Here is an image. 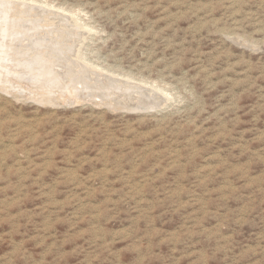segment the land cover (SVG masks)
Masks as SVG:
<instances>
[{
	"label": "rangeland",
	"instance_id": "obj_1",
	"mask_svg": "<svg viewBox=\"0 0 264 264\" xmlns=\"http://www.w3.org/2000/svg\"><path fill=\"white\" fill-rule=\"evenodd\" d=\"M9 1L74 14L121 82L48 52L59 18L12 46L38 61L0 82V264H264V0Z\"/></svg>",
	"mask_w": 264,
	"mask_h": 264
},
{
	"label": "bare ground",
	"instance_id": "obj_2",
	"mask_svg": "<svg viewBox=\"0 0 264 264\" xmlns=\"http://www.w3.org/2000/svg\"><path fill=\"white\" fill-rule=\"evenodd\" d=\"M33 2V1H32ZM23 3V2H22ZM40 7V6H39ZM35 7L33 5H28V4H16L15 2H10L9 0L6 1H0V37H2V40L0 41V82L4 81L6 77L2 74L3 71H6L8 68V65L10 68H25L27 69L30 64H35L36 61H38L37 57L30 56L28 60L25 61H18L16 63H11V61L7 62L9 59V51L11 49L16 48V44H19V47L16 50V53L19 55H27L31 54V52H34L35 49L39 46L38 39L39 38H45V36L53 34L52 32H56L55 26L52 25L50 26H41L40 23L49 25L52 23V18H59V23L58 24H64V26H70V30H59V36L56 37L54 36L53 39L45 38L44 41L47 44V47L49 49L48 52H54L55 47L58 46L59 44H63V42L60 41L61 39H65L67 42L71 41L72 38H75V41H72L71 44L67 45H62V48H65L66 50L61 51L62 55H60V60L58 61H64L66 57L68 56H75L77 58L75 66H80V68L83 69L84 71H89L92 73H97L100 76H105V80L108 83V85H113L116 87V83L121 82V79H115V78H110L107 77L102 70H94V67L92 65H87L84 62H82L81 59V44L83 39L85 38L86 35H88L89 32V27H87L85 30L77 32L80 28V30L83 29L85 25H81L79 23V18L75 17L74 14L67 16L66 14L62 13H57L55 16L49 15L48 10L44 8H39ZM50 11V10H49ZM57 11V10H56ZM65 13V12H64ZM54 19V18H53ZM57 24V23H55ZM57 24V25H58ZM92 25V24H91ZM61 26V25H60ZM63 26V27H64ZM85 28V27H84ZM53 29V30H52ZM44 33V35L41 36V34ZM67 34V35H66ZM55 35V34H54ZM52 36V35H51ZM90 37V36H89ZM48 39V40H47ZM8 40H11L12 42L8 43ZM59 40V41H58ZM49 41V42H48ZM53 42V45H52ZM58 42V43H56ZM56 43V44H54ZM14 46V48H12ZM55 46V47H54ZM41 48V47H40ZM15 51V49L13 50ZM26 51V52H25ZM37 51V50H36ZM35 51V52H36ZM16 54V55H18ZM43 54V53H42ZM52 54V53H51ZM57 54V53H55ZM41 55V54H40ZM59 55V54H58ZM48 56V55H46ZM41 57V56H39ZM44 57V56H43ZM26 58V57H25ZM51 58V57H50ZM18 59V58H17ZM44 59V58H43ZM41 59V60H43ZM48 59V58H47ZM40 60V61H41ZM55 61L57 59H54ZM67 60V59H66ZM74 60V59H73ZM48 62V61H47ZM51 63V62H49ZM54 63V62H53ZM66 63V62H65ZM52 64V63H51ZM41 65V64H40ZM56 65L63 66L62 63H57ZM44 66V64H43ZM59 66V67H60ZM48 67V66H47ZM62 67V68H63ZM74 67V66H73ZM32 68V67H30ZM29 68V69H30ZM45 68V67H44ZM24 69V70H25ZM66 69V66H65ZM73 69V68H72ZM39 70V69H38ZM41 71V70H40ZM69 71V70H68ZM7 72V71H6ZM28 72V71H27ZM35 72V71H34ZM33 72V73H34ZM39 72V71H38ZM80 72V71H79ZM24 73V72H23ZM21 73L20 72V77L23 78H35L37 75H32L29 73ZM41 73V72H40ZM39 73V74H40ZM52 73V72H51ZM59 73V72H57ZM69 73V72H68ZM82 73V72H81ZM37 74V73H36ZM66 74V73H65ZM64 74V75H65ZM78 74V73H77ZM89 74V73H88ZM87 74V75H88ZM108 74V73H107ZM45 75V74H44ZM86 75V76H87ZM93 75V74H92ZM112 75V74H111ZM9 76V75H8ZM56 76V75H55ZM114 76V75H113ZM10 77V76H9ZM44 77V76H43ZM57 77V76H56ZM81 77V76H80ZM84 78V77H83ZM11 79V78H10ZM14 79V78H13ZM19 79V78H18ZM30 79V78H29ZM36 79V78H35ZM39 79V78H38ZM59 79V78H58ZM26 80V79H24ZM65 80V79H63ZM124 80V79H123ZM38 81V80H37ZM54 81V80H53ZM56 81V80H55ZM61 81V80H60ZM59 81V82H60ZM101 81V80H100ZM35 82V81H34ZM82 82V81H81ZM93 82V81H92ZM25 83V82H24ZM62 83V82H61ZM72 83V82H71ZM94 83V82H93ZM27 84V83H26ZM32 84V83H31ZM52 84V83H51ZM58 84V83H57ZM75 84V83H74ZM14 85V84H13ZM39 85V84H38ZM148 85V84H147ZM26 86V85H25ZM36 86V85H35ZM56 86V85H55ZM65 86V85H64ZM136 86V85H135ZM134 86V87H135ZM146 86V85H145ZM87 87V86H85ZM112 87V86H111ZM121 87V86H120ZM141 87V86H139ZM149 87V86H148ZM30 88V87H28ZM40 88V87H39ZM45 88V87H44ZM119 90V89H118ZM127 90V89H126ZM140 90L144 91L143 94V101L146 103L154 104L157 105L159 102L166 101V97L157 94L155 92L152 93L154 95H150L151 92H154L153 89H146L145 87H141ZM135 93V92H134ZM52 94V93H51ZM63 94V93H62ZM129 94V93H128ZM127 94V95H128ZM113 95V94H112ZM117 95V94H116ZM133 96V95H132ZM121 97V96H120ZM108 98V97H107ZM159 99V100H157ZM72 101V100H71ZM77 101V100H76ZM131 101V100H130ZM143 102V103H144ZM117 103V102H116ZM131 103V102H130ZM137 104V103H136ZM142 107V104H140ZM147 105V104H145ZM144 106V104H143ZM146 108V106H144ZM156 107V106H155ZM143 108V107H142ZM152 108V107H151Z\"/></svg>",
	"mask_w": 264,
	"mask_h": 264
}]
</instances>
